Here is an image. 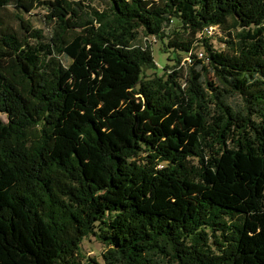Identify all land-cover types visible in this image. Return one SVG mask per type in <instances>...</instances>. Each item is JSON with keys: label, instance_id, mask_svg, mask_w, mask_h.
<instances>
[{"label": "trees", "instance_id": "trees-1", "mask_svg": "<svg viewBox=\"0 0 264 264\" xmlns=\"http://www.w3.org/2000/svg\"><path fill=\"white\" fill-rule=\"evenodd\" d=\"M85 1L0 0V264H264V0Z\"/></svg>", "mask_w": 264, "mask_h": 264}, {"label": "rangeland", "instance_id": "rangeland-1", "mask_svg": "<svg viewBox=\"0 0 264 264\" xmlns=\"http://www.w3.org/2000/svg\"><path fill=\"white\" fill-rule=\"evenodd\" d=\"M85 3H90L93 7L98 9L99 11H104L107 8V5L103 2H100L99 0H88L85 1ZM15 11V8L8 7L6 10L1 11L0 13L6 16L8 20H13L11 17V13ZM45 15L46 12L41 9L37 8L33 10L30 14L26 15L27 19H29L32 24L39 29H43L46 35H49L50 28L45 24ZM173 27V26H172ZM171 29V27L169 28ZM210 35L211 43L214 46V49L217 51H225L227 49V45L225 43L227 36L224 31H214ZM154 45L152 46L154 59L156 62V70L149 69L146 71L147 76L153 78L157 74L158 76H166L170 73H173V69H167L166 67H173L176 62L170 59L175 58V54H173L172 49H168L164 43L160 42L159 40H153ZM142 43V40L140 39V44ZM201 52H203V49H198L195 51L196 55L201 57ZM179 57L181 58V64L179 67H183L185 75L187 74V71L189 69V56L184 53H179ZM203 61L204 58H202ZM63 62L66 65H69V62L66 59H63ZM206 63V62H205ZM207 81L209 84L214 86H219V83L217 81V78L213 71L209 69V72L205 75ZM71 80L73 81V77H71ZM228 103L233 106H241L242 99L236 95L228 98ZM236 198H242L244 194L242 192H235ZM82 261L83 264H105V260L103 257V254L106 253V249L94 236L88 237L84 240L82 244Z\"/></svg>", "mask_w": 264, "mask_h": 264}, {"label": "built area", "instance_id": "built-area-1", "mask_svg": "<svg viewBox=\"0 0 264 264\" xmlns=\"http://www.w3.org/2000/svg\"><path fill=\"white\" fill-rule=\"evenodd\" d=\"M215 31V28H209L206 30V35L210 36L209 34H212ZM201 57H203V53L200 54Z\"/></svg>", "mask_w": 264, "mask_h": 264}]
</instances>
